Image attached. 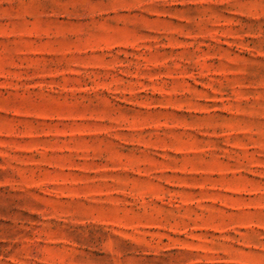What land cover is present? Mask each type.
Returning <instances> with one entry per match:
<instances>
[{"label": "rangeland", "instance_id": "374dc122", "mask_svg": "<svg viewBox=\"0 0 264 264\" xmlns=\"http://www.w3.org/2000/svg\"><path fill=\"white\" fill-rule=\"evenodd\" d=\"M0 264H264V0H0Z\"/></svg>", "mask_w": 264, "mask_h": 264}]
</instances>
